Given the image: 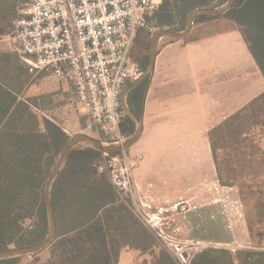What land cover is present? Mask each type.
Instances as JSON below:
<instances>
[{
	"label": "trees",
	"instance_id": "1",
	"mask_svg": "<svg viewBox=\"0 0 264 264\" xmlns=\"http://www.w3.org/2000/svg\"><path fill=\"white\" fill-rule=\"evenodd\" d=\"M226 2L161 0L158 10L148 20L158 30L182 31L192 11L217 8ZM8 3L9 0H0V9L7 12ZM221 17L241 32L264 78V0H235L223 15L200 14L195 22ZM133 58L140 62L134 53ZM149 62L150 56L149 61L146 56L140 62L144 70ZM30 72L16 54L0 53V252L31 246L48 234L44 186L60 149L69 140L61 126L49 118H38L34 112L39 109L40 95L25 96L31 85ZM148 80L146 77L128 96L129 109L137 119L141 116ZM254 107L264 108V96L209 133L218 181L222 184L214 135L227 126L234 136L240 129L235 123L250 116L247 112ZM247 120L240 121L243 124ZM134 130L135 123L125 116L122 135L127 137ZM105 161L106 155L91 147L77 146L68 153L51 188L56 236L48 247L50 257L45 264H117L123 248L149 254L151 264H178L137 216L131 201L122 198L111 185ZM19 258L3 260L0 264H19ZM28 264L39 263L34 260ZM189 264H264V251L233 252L223 247H208L195 253Z\"/></svg>",
	"mask_w": 264,
	"mask_h": 264
},
{
	"label": "crops",
	"instance_id": "2",
	"mask_svg": "<svg viewBox=\"0 0 264 264\" xmlns=\"http://www.w3.org/2000/svg\"><path fill=\"white\" fill-rule=\"evenodd\" d=\"M24 3L9 0V12L0 9V37L7 36L6 45L0 41V53L12 52L8 37L15 10ZM202 24L212 32L188 41L158 43L139 119L129 109L128 96L146 77L123 88L125 116L136 130L141 127L139 140L127 149L131 158L142 157L133 171L134 197L151 208L167 209L181 235L188 234V212L205 204L201 198L210 191L221 192L209 133L264 96V78L241 32L227 20ZM63 130L74 135L80 127ZM215 197L218 202V194ZM238 241L232 232L228 243ZM151 261L149 254L123 248L117 264Z\"/></svg>",
	"mask_w": 264,
	"mask_h": 264
},
{
	"label": "built area",
	"instance_id": "3",
	"mask_svg": "<svg viewBox=\"0 0 264 264\" xmlns=\"http://www.w3.org/2000/svg\"><path fill=\"white\" fill-rule=\"evenodd\" d=\"M158 8L156 0H25L8 43L30 71L53 72L68 85L69 99L86 119L84 131L121 145L126 140L121 133L124 85L141 81L146 73L133 58L134 44L139 34L159 31L148 20ZM105 155L104 168L117 193L131 201L178 264H189L176 218L134 197L133 171L142 157L131 158L127 149Z\"/></svg>",
	"mask_w": 264,
	"mask_h": 264
},
{
	"label": "rangeland",
	"instance_id": "4",
	"mask_svg": "<svg viewBox=\"0 0 264 264\" xmlns=\"http://www.w3.org/2000/svg\"><path fill=\"white\" fill-rule=\"evenodd\" d=\"M15 13L17 14V10ZM214 20L225 19L221 17ZM202 23L204 21H194L192 30L184 41L212 32L211 29L204 28ZM228 26L230 24L226 25ZM152 35L141 34L135 42L133 53L140 62H143L146 56L149 61ZM6 39L7 36L0 37L1 44L6 45ZM166 41L175 40L162 38L159 42ZM30 73L31 85L26 90L25 96L40 95L39 109H34L38 118H49L63 128L71 129L79 124L80 131L77 134H84L104 144H110L102 134L84 131L86 119L69 99L68 85L58 82L53 72L31 71ZM255 108L247 112L250 116L240 119H248L247 121H242L243 124L240 120L235 123L234 126L240 129L234 136L227 126L214 135L216 159L224 184L219 182L220 186L216 185L221 192L210 191V196L201 198L200 203L205 204L200 209L188 212V234L180 236V246L188 259L208 247H223L233 252L238 249L264 251V108ZM134 132L123 137L127 139ZM74 135L68 136L70 138ZM79 146L89 147L85 144ZM217 194L218 202L215 197ZM232 232L237 240L239 239L235 244L228 243ZM49 257L50 251L47 247L35 256L33 254L20 257L19 264H28L34 260L39 264H45Z\"/></svg>",
	"mask_w": 264,
	"mask_h": 264
},
{
	"label": "water",
	"instance_id": "5",
	"mask_svg": "<svg viewBox=\"0 0 264 264\" xmlns=\"http://www.w3.org/2000/svg\"><path fill=\"white\" fill-rule=\"evenodd\" d=\"M235 0H228L223 6L217 7V8H208V9H197L192 11L187 19V26L184 31H171V30H166V29H161L154 33L150 39V62H149V67L147 72L145 73V77H149L152 75L153 70H154V61H155V56H156V50L159 41L162 38H170L173 40H181L186 38L193 27L194 21L196 17L200 14L204 15H210V16H220L226 13L231 6L233 5ZM141 136V127H138L136 132L129 138L125 140V142L121 145L118 144H104L101 141L91 138L87 135L84 134H77L69 138L67 143L60 149V152L58 154V157L52 166L50 173L48 175L47 181L44 186V203H45V208H46V213H47V218H48V223H49V230L48 234L45 236V238L31 246L27 247H21V248H12L3 252H0V261L3 260H8V259H13L17 257H22V256H28V255H33L37 254L47 247L53 242L56 236V221H55V216H54V211L51 203V188L52 185L58 176L59 172L61 171L65 159L68 155V153L75 147L85 144L101 153L104 154H113L116 152H120L122 150H126L132 145H134L140 138Z\"/></svg>",
	"mask_w": 264,
	"mask_h": 264
}]
</instances>
